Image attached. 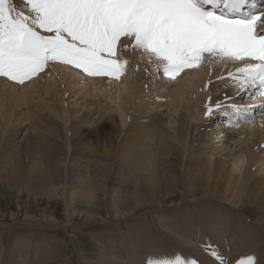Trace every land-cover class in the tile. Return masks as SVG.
<instances>
[{
  "label": "rangeland",
  "instance_id": "rangeland-1",
  "mask_svg": "<svg viewBox=\"0 0 264 264\" xmlns=\"http://www.w3.org/2000/svg\"><path fill=\"white\" fill-rule=\"evenodd\" d=\"M10 6L19 7L18 9L20 10V8L23 7V4L20 2V0H14L13 3H10ZM21 11H23V8H21ZM143 53L147 52L142 50V48L135 47L134 40H131V37L126 38L121 42L119 50L120 58L127 62L126 73L123 82L121 79L110 85L109 81L105 78H83L81 79L80 84H84L85 81L91 82V80H102L103 82H91L90 85H88V83L87 85L89 87L86 86L84 91H82L84 88H81L80 84H74V82H64V87L61 89H64V92L61 93V90L58 91L56 88L58 83L57 74H52L54 76L52 77L53 79L50 78L48 80L44 78L40 80L41 83L39 82L40 85L38 84V86L43 89L41 90L44 93L41 95L45 96L46 90H49L48 88H50V92H48L52 95V102L56 97L58 98L60 95H62L64 105L68 106L70 109L73 107L76 108V106L80 108V110H100L103 108H108L113 109L112 111H114L117 116H119L118 104L120 99H129V96L126 95L125 87L128 84L134 82L138 89L136 88V92L133 93L134 99L132 98L133 101H130L129 106L131 108L130 111L135 115L134 125H137V128H139V126L151 124L146 122V119H148L146 116L149 115L150 112L156 111L165 117L164 124L165 126L167 125L168 128L170 125L176 124V119L174 116H179L183 112L190 121L192 116H195V113L198 110H195V112L193 110L190 113L188 108L184 109L183 107L184 105L188 104L191 92L190 89L193 87L184 85L187 77H183L178 82L174 81L175 83L170 82L168 85H166L164 82H159L157 73L155 74V72L151 69V63H155L154 61L156 59L154 56L144 55ZM214 60L215 58L213 57L203 58V64L200 63L198 68L192 73L191 78L194 82H197L199 79L205 81V79L210 78V76H215V74L218 75L220 73V70H216V68L219 67V62L215 63ZM227 64L229 65L228 67H232L231 63ZM149 66L151 68H149ZM50 67H48V72L46 70L45 74L48 77H50L51 72H54ZM39 77L41 76L36 77V79ZM181 77L182 76L179 78ZM179 78H177L176 81ZM215 78H212L211 80H216ZM212 81H210V85L209 82L206 83L207 91H209V86L213 84ZM49 82H52L55 85H51ZM223 82L224 84L220 80V83H222L223 86L227 88L234 87V90H238V83L231 76L224 75ZM169 84H171V86H169ZM45 88L47 89L45 90ZM233 89L231 90L232 93H234ZM20 91L21 90H18V92ZM207 91H205V95L207 94ZM216 93L217 92H215V94ZM80 94H83L81 95L83 97L85 96V104L80 101V99L77 100V102L73 100L74 98L76 99L78 96H80ZM106 94H109L111 98H109ZM245 94L248 95V92H244V94H241V96L237 98V100L240 99V101L238 100L239 102H235V100H233L229 105H240L242 103L245 104V101L250 100L245 96ZM211 95L212 93H210L209 97H211ZM36 97L37 96H35L34 101L31 103L36 106V103L38 102L39 108H42L44 112L45 110L48 111L49 105L45 104L44 101L42 102V97ZM86 98H88V100ZM221 98H217L214 101L220 100ZM93 101L97 102L95 103L96 105L91 104ZM203 101L198 103V109L204 108L205 110L203 113L205 115L206 111L208 110L207 107L211 108V106L209 107V104L213 103L214 101L213 98ZM47 102L49 103L51 101L48 100ZM259 105L264 106V104ZM224 109H229L228 104H226L225 108L221 110V115H218L217 120L215 119L217 113L212 112V115L210 116L211 118H214L216 121H218L217 126L221 127V129L224 128V130H212L205 122V129L210 130H208L209 136H204L205 148L203 147L201 153H211V151L214 150V152L218 154V161L220 159L222 162L221 164L226 169H230L229 163L232 161L234 157L232 153L236 149H240L241 145L248 144L252 138H255L259 143L261 135L264 134V118L262 117L264 116V112L258 116L255 115L246 122H241L240 119L235 118L237 122H233L231 128H226L227 125L223 124V121L225 117L230 118L231 114ZM138 110H141V112ZM26 111L27 110H24L23 112L26 113ZM25 113L24 115L18 116L20 125H23L25 122H27L25 121ZM140 113H143V117H139ZM189 113L192 115L188 116ZM53 115L61 120L58 114ZM66 115L68 116V112ZM205 117L208 116L205 115ZM92 120L91 122H93ZM191 122L198 123V125L200 124L199 120H191ZM129 123L130 121L128 120V122L125 123V126H127ZM0 126L2 125L0 124ZM29 128L30 126L28 127L26 125L23 132L16 135V139H14L16 145L22 144L21 141H24L23 139L26 140L28 138ZM95 129L96 126L94 127V130ZM2 132L3 131H0V133ZM232 133H235V135L230 136ZM217 140L219 141L217 142ZM64 143V150H67V153L66 155H63L62 161H59L57 166L60 165L59 167H61V169L57 171L55 177H53L55 185L62 186L57 189L56 197L42 196L38 198L33 194L26 193V190L22 191L18 188L8 189L4 185L0 184V264H79L78 261L82 257H84L85 260L89 262L98 260L100 258L99 255H101L102 252L105 254H110L115 258L117 257L116 259H118L122 264H148L149 260H171L175 259L177 256H179L181 260L185 262V264H209L207 256H211L205 254L199 255L197 250L192 251L191 249L193 247L190 246H186L188 249L183 247L185 237L181 236L186 224L188 223L194 225L200 224L205 227V230L211 229L207 228V224L205 222L201 224V222L198 220V217L201 216L202 210L211 206H216L214 205V197H212V202L208 199H202L201 196L204 195L203 190H198L199 192L195 196H190L188 193L189 190H195L194 184H192V169L194 167H199L192 164H189L187 168L185 166V160L188 156L187 152L190 148L189 141H182L180 143L182 148V152L179 153L180 157L167 159L166 161L156 164L160 166L157 174H153L152 177H150L147 172L144 171L145 173H143L140 171V177H143L145 180H139V175L131 171V169L127 174L125 173L124 175H120V177H122H119V180H115L113 177V169L120 166V164L122 165L123 160H120L121 158L119 156L117 157L116 155H112V157L108 158L107 161V165L110 164L108 167L112 168L109 174L97 175L99 180L94 179V181H92L93 179L89 178V176H87L88 178L81 176L78 181L74 182V186L77 183H79V185H85V179H87L86 185H91V187L96 190V197L94 199L84 201V199L81 197H76L73 205L74 208H72V205L70 206L68 203L69 195L67 191H69V175L72 174V168L69 169L70 165L67 167V164L71 163L69 161L70 157L75 155H71L69 144L66 143V141ZM6 147H8L7 144ZM200 147H202V145ZM3 148L4 146L1 149ZM20 148L23 149L24 144L21 145ZM151 154L152 157L155 158V161L160 160L161 155L158 156L155 151L151 152ZM259 156L260 159L255 161L252 166H249L247 173L253 175L259 174L264 178V142L262 143L261 153H259ZM77 157H79V160H77L75 163L80 166L83 165V158L78 155ZM85 161L87 164L89 163L88 159H85ZM126 170H128L127 167ZM162 170H166L167 174L165 175V178H161L159 181L160 188L158 193H156L158 195L155 194L156 198H153L154 195L151 192L145 191V196L142 194L138 199L139 201L143 202V205H146L144 206L145 208L142 207L132 211L131 209L134 204L136 205L139 201H136L134 198H132L134 199L132 200L128 197L119 198L130 193L134 195L136 190L135 187L138 186L140 181L144 180L146 182L147 180V182L151 183L156 177H159L162 174ZM195 171L196 169L193 172ZM125 177H128V179ZM197 179H199L201 182L204 180L202 177ZM207 181L208 183L214 181V173ZM112 186L117 187L113 199L115 202L112 201ZM84 188L85 187H82L81 189L83 190ZM216 192L219 196H223V194H219V191ZM135 196L136 195H134V197ZM227 199L231 201L233 198L231 195H229L226 196V199H221L223 201L221 206L227 205L231 208V205L227 204ZM158 200L165 201L162 202V205H157L155 202H158ZM151 202L154 203V205H150ZM207 202L210 204V206L207 204ZM254 207L255 206L253 204L247 203L240 209H242V212H244L243 218L247 220L246 218L248 217L254 226H257V224H259V220L264 219V214L256 213L257 211ZM72 210L76 212L73 213ZM133 212H135L133 215L129 214L126 216L109 218V216H112L113 213L124 215ZM85 215L100 216L103 218V220L100 223L85 222L88 221L85 220L88 217H85ZM25 216H34L35 221L37 220V224H39V221L49 220V218H51L54 219L53 221L58 222L60 227L53 228L45 225L22 226L20 223L25 221ZM175 220H177L178 223L172 225L171 222ZM44 222L46 221H43V223ZM201 230H203V228ZM205 230L202 232L205 233ZM169 231L175 236L178 234L179 237L176 236L178 239H175L173 235L171 236ZM257 232L259 233V236H261L257 241L250 244L249 247H242L230 251L228 255H224V258L227 260L230 258V256L235 255L231 259V263L233 259H237L238 256L247 257L248 255L246 254H249L248 250H250V253L255 254V256L253 254L250 255L255 257L258 262L256 264H262L263 262L260 260H262L261 255L262 251H264V233H262L259 229H257ZM207 241H210L211 244L214 245L215 240L213 238H208ZM231 247L232 245L229 244L227 248ZM191 251L193 253H191ZM213 252L214 248L211 249L210 253ZM214 263L217 264L215 261ZM240 264H242V262H240Z\"/></svg>",
  "mask_w": 264,
  "mask_h": 264
},
{
  "label": "bare ground",
  "instance_id": "bare-ground-1",
  "mask_svg": "<svg viewBox=\"0 0 264 264\" xmlns=\"http://www.w3.org/2000/svg\"><path fill=\"white\" fill-rule=\"evenodd\" d=\"M20 2L23 4V7H21L23 8L22 12H24L25 15H29L30 8L26 6L24 0H20ZM14 8L17 12L21 11V8L20 10L18 9L19 7ZM37 30L49 35V33L46 31L40 29ZM143 54L149 55L147 53ZM215 58V63L219 62V67L216 68V70H220V73L218 75H212L210 76V78L205 79V81L199 79L197 82H194L191 78L194 70H188L183 72V74L181 75L182 77L177 81L175 79L165 82V84L168 85V83L170 82L175 83L180 81L183 77H187L184 85L193 87L192 89H190L191 92L188 104L184 105L183 107L184 109L188 108V110H190V113L193 110L194 112L195 110H198L196 111L195 116H192V119H190V121L188 120L184 112L179 116H174L176 119V124L170 125L169 128L164 124L165 117H163L161 113H158V111L150 112V114L146 116L148 117V119H146V122H149L151 124L139 126V128H137V125H134L135 115L132 114V112L130 111L131 108L129 106L130 101H133V93L136 92L137 88L134 82L128 84L125 87L126 95L129 96V99H120L118 104L119 116H117V114L112 111L113 109L108 108H103L100 110H80V108L76 106V108L73 107L74 109H70L68 108V106L64 105L62 95H60L58 98L56 97L52 102V95L49 93L50 88H48L49 90H46L47 88H45L46 94L45 96H42L41 94H44L42 91L43 89L39 87L38 84L40 80L44 78L49 80L50 78L54 77L52 74H57L58 83L56 88L58 91L64 87V82H74V84H80L81 79L85 78L82 76L84 74L78 72L77 69L72 68L70 65L61 61L48 62L49 67L51 66L50 68L53 69L52 71H54L51 72L50 77L45 75L46 72H44L40 74L41 77H39L38 79L31 78L21 85L17 82L9 80L6 77H0V124L2 125L0 126V131H3L2 133H0V184L4 185L8 189L18 188L22 191L26 190V193L33 194L38 198L42 196L56 197L57 189L62 186H56L53 177H55L57 171L61 169V167H59L60 165H57L59 164V161H62L63 155H66L67 153V150H64V142L66 141V143L69 144L71 155L76 156L70 157L69 161L71 163L67 164V167H69L70 165L69 169L72 168V174L69 175V191H67L69 195L68 203L70 204V206L72 205V208H74L73 205L76 197H81L82 199H84V201L91 200L96 197V190L93 189L91 185H86L87 179H85V185H79V183H77L74 186V182L78 181L81 176L86 178H88L87 176H89V178H92V181H94V179L99 180L97 175L109 174L112 168L108 167L110 164L107 165V161L108 158L112 157V155H116L117 157L119 156L121 158L119 159L123 160L122 165L120 164V166L113 169V177L115 178V180H119L118 178L120 177V175H124L125 173L127 174L130 169L134 173H137L139 177L140 171H142L143 173L147 172V174L152 177L153 174L158 173V169L160 167L156 164L166 161L167 159L180 157L179 153L182 152L180 143L182 141H189L190 148L187 152L188 156L186 155L187 157L185 160V166L187 168L189 164H192L199 167H194L192 169V184H194L195 190H189L188 193L190 194V196H195L200 190H203L204 195L201 196L202 199H208L212 202V197H214V205L216 206H211L202 210L201 216L198 217V220L199 222H201V224L205 222L207 224V228L211 229L205 230V227L200 224H186L185 229L181 234V236L185 237L183 247H193L195 249H189H191L192 251L197 250V253L199 255L205 253L204 249L210 252L211 249L214 248L216 256L218 254V259L221 262H224V255H228L230 251L242 247H249L250 244L257 241L261 237L259 236V231L257 232V229L264 233V219L259 220V224H257V226H254V224L248 217L246 218L247 220L243 218L244 212H242V209H240L247 203H251L255 206L254 208L257 211L256 213L264 214V178L259 174L253 175L247 173L249 166H252L255 161L260 159L259 153H261L262 143L264 142V134L261 135L262 140L260 139L259 143L255 138H252L248 144L241 145L240 149H236L237 151H232L234 157L229 163L230 169H226L221 164L222 162L220 159L218 161V154H216L214 150L211 151V153H201L204 147V136H209L208 130L218 129V131H220L224 130V128L221 129V127L217 126L218 121L216 120L218 116H215L216 120L211 117H205L203 113L205 109H198V103L209 98H213L214 101L215 99L222 97L220 100L214 101L211 104L208 103L209 107L212 106V111L217 112L221 109L223 110L224 107H222L221 104L229 101V105L233 100H235V102H239L240 99H238V101L237 98L240 96V94H234L231 91L234 87L227 88L223 86L222 83L224 84V75L227 76V74L232 71H235L234 75L236 74L237 76L243 77V74L241 72L239 73L238 71V66L236 64L233 65V62L238 63L240 69L246 65L245 63L233 61L231 59L229 60L227 57H220L219 55L215 56ZM227 63H231L232 67H228L229 65ZM151 65L152 68L150 67ZM151 65L149 66V68L154 71L153 63H151ZM90 77L105 78L100 76H87V78ZM231 77L233 78L232 75ZM212 78H215L216 80L212 81ZM3 79L6 81H4ZM105 79L109 81L110 85L115 83V81L113 82V80H110V78ZM123 79L121 80L122 82ZM220 80L222 83H220ZM98 81L103 82L102 80ZM98 81L91 80V82L95 83H98ZM210 81H212L213 84L209 86V91H207L206 83L209 82L210 85ZM91 82L85 81L84 84H80V87L84 88L82 91L85 90L86 86L89 87L88 85H90ZM49 84L55 85L52 82H49ZM171 84H169V86H171ZM18 90L21 91L18 92ZM205 91H207L206 95ZM60 92H64V89ZM215 92L217 93L215 94ZM210 93H212L211 97H209ZM253 93H255V96L253 97L255 99L256 91L253 90L251 95H254ZM81 95L83 94H80V96H78L76 99L74 98L73 100L77 102V100L80 99V101L84 103L86 101L84 98L85 96L83 97ZM106 95L111 98L109 94ZM35 96L43 98L42 102L44 101L45 104L49 105L48 111L45 110L44 112L42 108H39L38 102H35L37 104L36 106L31 103L32 101H34ZM86 99L88 100V98ZM48 100H50L51 102L48 103ZM247 102L249 103L248 100ZM255 102H260V99L258 98ZM95 103L97 102L93 101L91 104ZM245 104L242 103L240 106H244ZM253 104L255 103H252L251 105ZM24 110H27L26 113L23 112ZM224 110L230 113L229 110ZM138 111L141 112V110ZM67 112L68 116L66 115ZM262 112H264V106L257 105L254 108L253 115L258 116ZM24 113L26 114L25 121L27 122H25L23 125H20L18 116L24 115ZM190 113L188 114V116L192 115ZM239 113L240 111L237 112V114ZM53 114H58L61 120L56 118ZM142 114L143 113H140L139 117H143ZM251 117L252 116H250L249 118ZM262 117L264 118V116ZM249 118H245L244 120ZM91 120L93 122H91ZM128 120L130 121V123L125 126V123L128 122ZM191 120H199L200 124L198 125V123H193L191 122ZM205 122L210 129H205ZM224 124L227 125L226 128H231V120L229 118H225ZM26 125L28 127L30 126L28 130V138L26 140L23 139L24 141H21L22 144L16 145L14 139H16L17 134H21L23 132ZM95 126L96 129L94 130ZM233 135H235V133H232L230 136ZM218 141L219 140H217V142ZM6 144L8 145V147H6ZM23 144L24 148L22 149L20 148V146ZM201 145L202 147H200ZM3 146L4 148L1 149ZM153 151H155L158 156L161 155L159 160L160 162L155 161V158L152 157L151 152ZM77 155L83 158V165L81 166L75 163L77 162V160H79V157H77ZM85 159L89 160L88 164ZM126 167L128 168V170H126ZM195 169L196 171L193 172ZM213 173L214 181L208 183L207 180H209ZM166 174L167 171L162 170V174L159 177H156L151 183L147 182V180L145 182V179L143 177H140L139 180H144L140 181L138 183V186L135 187L136 190L134 192V195L136 196L134 197V195L130 193L119 198L128 197L131 199L134 198L136 201H139L138 199L142 194L145 196V191L151 192L154 195H152L154 198L156 195H158L156 193H158V190L160 188L159 181L161 178H165ZM128 177L125 178L128 179ZM199 177H202L206 181L203 180L201 182L199 179H197ZM82 187L85 188L82 190ZM116 190L117 187H111L112 201L114 202L115 200L113 199ZM216 191H219V194H223V196H219ZM229 195L232 196L233 199L231 201L233 202L228 199L226 201H228V205H231V208L227 205L221 206V204L223 203L221 199H226V196ZM164 201L165 200H158V202L155 203H157V205H162V202ZM150 205H154V203L151 202ZM208 205L210 206V204ZM144 206L146 205H143V202L139 201L136 205L134 204L131 210L133 211ZM75 212L73 211V213ZM134 213L135 212L124 215L113 213V215L109 216V218H116L118 216H126L129 214L133 215ZM87 216L88 215H85V217ZM24 218L25 221L20 223V225L22 226L45 225L53 228L60 227L58 225V222L53 221L54 219L51 218H49V220L51 221L42 220L39 221V224H37V220L35 221L34 216H25ZM85 220H88L85 222L100 223L103 218L93 215L88 216ZM43 221L46 222L43 223ZM175 221H172L171 224L175 225V223H178V221ZM202 228L203 230H205V233L202 232ZM169 233L171 234V236L173 235L170 231ZM176 236L179 237L178 234H176ZM176 236L173 235L175 239H178ZM208 238H213L215 240L214 245H212L210 241H207ZM229 244L232 245L231 248H227ZM192 251L191 253H193ZM99 256L100 258L93 262H89L85 260L84 257H82L81 259H79L78 263L122 264L118 259H116L117 257L115 258L110 254H105L104 252H102ZM212 257H214V255ZM212 257H207L209 264H215L214 261L211 260L213 259ZM261 259L262 260L260 261H262V264H264V251H262ZM237 261H239V263L241 262V260L239 259ZM254 261H256L255 264L258 263L255 257H253L251 264H254ZM247 264H250V262H247Z\"/></svg>",
  "mask_w": 264,
  "mask_h": 264
},
{
  "label": "snow or ice",
  "instance_id": "snow-or-ice-1",
  "mask_svg": "<svg viewBox=\"0 0 264 264\" xmlns=\"http://www.w3.org/2000/svg\"><path fill=\"white\" fill-rule=\"evenodd\" d=\"M0 0V76L23 84L48 61H61L91 76L119 78L125 64L118 60L122 36L162 61V71L174 79L193 67L203 53L258 61L238 69L247 85L264 87V32L259 17L232 19L250 0H25L30 14ZM205 5H222L217 13ZM37 29L51 33L42 35ZM246 106L232 105L239 112ZM206 116L212 115L208 108ZM215 255V252L212 253ZM251 264V257L248 258ZM148 264H185L175 259Z\"/></svg>",
  "mask_w": 264,
  "mask_h": 264
}]
</instances>
